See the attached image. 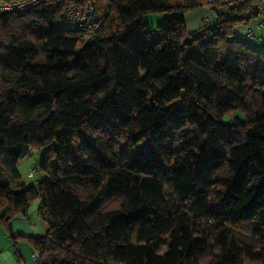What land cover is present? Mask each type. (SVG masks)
I'll return each instance as SVG.
<instances>
[{
  "label": "trees",
  "instance_id": "16d2710c",
  "mask_svg": "<svg viewBox=\"0 0 264 264\" xmlns=\"http://www.w3.org/2000/svg\"><path fill=\"white\" fill-rule=\"evenodd\" d=\"M87 2L102 20L89 36L56 27L70 3L0 13V226L15 257L27 242L35 264H264V51L233 38L253 1L212 7L216 26L195 33L184 17L206 0ZM34 152L24 186L17 162ZM34 201L47 231L27 238L10 222Z\"/></svg>",
  "mask_w": 264,
  "mask_h": 264
},
{
  "label": "built area",
  "instance_id": "2783aa9c",
  "mask_svg": "<svg viewBox=\"0 0 264 264\" xmlns=\"http://www.w3.org/2000/svg\"><path fill=\"white\" fill-rule=\"evenodd\" d=\"M50 1L71 4L62 18L55 23L56 27L60 30L80 32L85 36H89L102 29V20L97 14L95 5L92 2H87L83 5L79 3L80 0H13L10 2H0V13L23 16ZM247 1H253V11L255 18L258 19L256 28L264 31V0H206V8L210 10L212 7L217 6L228 10ZM252 39H255L253 30L248 27L245 33L237 38V41L245 42ZM257 41L264 49V35L258 37ZM34 173V170H30L27 178L31 179ZM31 260L34 264L37 263L39 260L38 254L33 252Z\"/></svg>",
  "mask_w": 264,
  "mask_h": 264
},
{
  "label": "crops",
  "instance_id": "0c3cea01",
  "mask_svg": "<svg viewBox=\"0 0 264 264\" xmlns=\"http://www.w3.org/2000/svg\"><path fill=\"white\" fill-rule=\"evenodd\" d=\"M208 12H210L206 7H201L197 11H191L185 15V23L187 26L188 20H190V26H187L188 29H191L189 27H192L194 25H197L199 20H202L203 18L207 17ZM210 17V16H209ZM159 17H154L149 19V23L152 25H155L156 23L160 22ZM212 19L209 18V22H211ZM249 23L246 26H239L234 29V39L239 38L242 36L246 29L250 26H248ZM253 30V35L255 39L250 40L252 43L259 44L257 41V38L264 35V31L262 29L256 28L255 30L259 32L258 35L255 34L254 28L250 27ZM247 40L246 42H248ZM21 160L17 162V168L19 171V174L21 173L19 170V163ZM21 176V174H20ZM40 179L45 178L43 175L39 176ZM22 178V176H21ZM30 180V179H28ZM33 183L30 184H24V182L20 181V184H23L24 186H29L34 184V179H31ZM39 206L38 201H34L28 209L25 211L24 214L19 215L18 217L14 218L10 222V227L12 230L27 238H34L38 236H42L46 233L47 227L46 225L38 218L37 209ZM18 250L19 254L21 256V260L18 261V259L15 257L13 253V247L10 242V240L7 238L6 233L4 232L3 228L0 226V264H34L31 260V254L33 251L31 250L29 244L27 242H20L18 243Z\"/></svg>",
  "mask_w": 264,
  "mask_h": 264
},
{
  "label": "rangeland",
  "instance_id": "374dc122",
  "mask_svg": "<svg viewBox=\"0 0 264 264\" xmlns=\"http://www.w3.org/2000/svg\"><path fill=\"white\" fill-rule=\"evenodd\" d=\"M199 8H196V9H194L193 11H197ZM210 16V17H209ZM151 17L150 16H148V17H145L144 19H143V23H144V25H145V27H147V28H152L151 27V25H150V23H149V19H150ZM152 18H154V17H152ZM209 18L210 19H212V21L211 22H209ZM161 19H162V17H161ZM257 22H258V19L257 18H252V19H250L249 20V25L248 26H250V27H252V28H254V30H255V27H256V24H257ZM184 23H185V18H184ZM216 23H217V18H216V16L214 15V13H212V12H208V14H207V17H205V18H203L202 20H199V22L197 23V25H194V26H192V27H189V28H191V29H188V27L187 26H190V20H188V22H187V26H186V23H185V28H186V31L188 32V33H195V32H197V30H198V28H200V27H202V26H204V27H208V28H213V27H215L216 26ZM247 23V24H248ZM247 24H243V26H246ZM242 25H240V27H241ZM237 27H239V26H237ZM249 27V28H250ZM255 34L256 35H258L259 34V32L258 31H256L255 30ZM247 45L250 47V48H252L253 50H256V51H264V49H263V47L260 45V44H257V42L256 43H252L250 40L247 42ZM234 113H231L230 115H233ZM230 115H226L224 118H223V120H222V122L223 123H227L228 122V118L230 117ZM40 159H41V153H36V152H34L33 153V156L31 157V158H29V159H22L21 161H20V163H19V170H20V174H21V176H22V181L24 182V184H30V183H33V181H31V180H28V178H27V174H28V172L30 171V170H34V169H36L37 167H38V165H39V162H40ZM164 251H165V248L164 247H160L157 251H156V253L158 254V255H161V254H163L164 253ZM195 263L196 264H205L206 263V261H201V260H195Z\"/></svg>",
  "mask_w": 264,
  "mask_h": 264
},
{
  "label": "water",
  "instance_id": "95a60500",
  "mask_svg": "<svg viewBox=\"0 0 264 264\" xmlns=\"http://www.w3.org/2000/svg\"><path fill=\"white\" fill-rule=\"evenodd\" d=\"M229 12L227 9L224 10V12L222 13V15H227Z\"/></svg>",
  "mask_w": 264,
  "mask_h": 264
}]
</instances>
